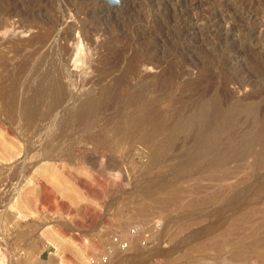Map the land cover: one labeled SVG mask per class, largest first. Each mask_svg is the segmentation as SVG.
<instances>
[{"label": "rangeland", "instance_id": "374dc122", "mask_svg": "<svg viewBox=\"0 0 264 264\" xmlns=\"http://www.w3.org/2000/svg\"><path fill=\"white\" fill-rule=\"evenodd\" d=\"M102 1L83 0L91 9L104 6L106 13ZM109 1L117 4L115 9L125 7L123 0ZM165 1L135 0L138 8L127 15L115 11V21H98L109 22L111 34L95 37L104 45L99 51L84 46L88 60L80 68L70 60L66 81L76 85L67 106L82 94H99L120 73H94L89 67L93 59L125 47L131 56L138 40L151 41L162 66L172 64L179 72L173 94L162 104L173 102L172 108L187 119L179 118L149 140L139 127L127 135L129 111L121 121L105 118L91 127L54 118L29 124L0 111V264H86L116 234L129 238L130 248L114 254L110 264H264V150L250 151L251 140L264 135V0H181L164 7ZM37 4L42 6L36 5L41 11L34 20L58 23L53 40L58 46L66 44L60 35L70 23L80 26L79 20L87 18L90 24L86 14L76 15L70 0ZM184 9L190 10L188 15L176 22L174 11ZM138 10L144 16L137 20ZM157 16L192 29L180 36L173 26H161ZM5 20L0 18V104L34 93L26 85L30 76L21 77L16 68L20 59L15 45L32 33L22 31L15 14ZM141 23L146 28L139 33ZM79 34L74 30L75 41ZM73 41L67 44L73 47ZM159 73L160 68L152 67L142 72L151 77ZM228 77L232 80L225 85ZM209 85H225L230 100L243 99L257 109L224 119L221 132L205 139L190 118ZM41 254L45 260L39 259Z\"/></svg>", "mask_w": 264, "mask_h": 264}, {"label": "bare ground", "instance_id": "6f19581e", "mask_svg": "<svg viewBox=\"0 0 264 264\" xmlns=\"http://www.w3.org/2000/svg\"><path fill=\"white\" fill-rule=\"evenodd\" d=\"M70 1L76 7L75 8L76 15H79V13L86 14L88 16V20L90 21V24H88L87 23L88 21L85 20L87 18L83 20H79L81 21L80 26H76L75 24L77 23L75 24L68 23L69 25L63 31H61L62 34L60 35L62 36V40L64 39L66 44L58 46L54 44L53 41L54 38L56 37V30L58 24L57 21L48 20L46 22L47 19L46 18L45 23H43L41 19L42 17H39L40 19L38 20H34L36 16V12L38 11V9L36 8V5L38 6L39 4V3L37 4V0H22L16 4L12 3L13 2L12 0H0L1 21H6L5 20L6 17H11V15L15 14V16L17 15V17L19 16L20 18L18 22H19V27L24 29V30L22 29V31L24 33H26V31H28V33L29 32L32 33L30 37L26 39V41L24 40V42L20 44V46L17 45L18 43L16 42L17 43L15 44L16 47L17 46L19 47L18 55L20 60H17L18 62L16 63L18 64L17 67L16 66L15 67L17 68L18 73L21 77H24L26 74L30 76V78H28L29 81H27L26 85L27 88L32 89L34 91L33 95L27 96L24 100H19V101L13 100L12 102H5L0 104V111H6L10 118L15 120L25 121L29 124H34L38 120L46 121V119L48 120L49 118L52 119L54 118L55 120H57V122L60 121L61 123L62 122L70 123L72 121L73 122L76 121L80 125H87L89 127L95 125L101 119H105V118L107 122H113V121L116 122L117 120L121 121V117L122 115H124V112L129 111L130 117L129 119L127 118L128 122L130 123L129 128L125 124H123L128 128L127 131L125 130L127 132V135H130L133 132L135 133L134 130L136 129V127H139L138 130L141 129L140 133L144 136H147L149 140H154L155 138H157L158 135L162 134L165 130L170 129L174 125H176V121L179 118L184 117L182 110L178 109L176 111L175 109H173L172 106H175V104H173V102L169 100L166 102L165 105H163L162 103L167 99V97L171 93L173 94V90L176 86V78L179 72L172 64H168V66L165 67L162 66L164 65L163 59L160 57L158 58L156 51L153 49V45L149 44L151 41L149 43L147 42L141 43V41L136 40L138 42L137 43L138 45L136 44V46H134L135 50H133L134 53H131L132 54L131 56L127 55L126 47L123 49L122 48L119 49V51L116 50L117 52H115L114 50L111 49L110 46L112 44L110 43L111 44V45L109 44L110 45L109 49H111V51L109 52L110 56H106L104 57V59L101 60L93 59L90 63L88 62L90 65L89 67H92L94 73L97 72L99 74H102L103 77L111 76L116 71H119L120 73L116 75V77H114L112 83L105 84L104 86H102L99 94H94L92 92L82 94L81 96L77 97L72 104L67 106L68 104L67 98L69 96L70 89L72 86L76 85L75 81L73 80L66 81L67 71H68L67 67L69 65L70 60L73 58L75 62L74 64L79 68L81 66L79 63L85 64L87 62L86 60L88 59L85 60V55L83 54L84 46L87 44L89 47L95 50L96 49L98 50V48H100L102 43L101 42L98 43L95 37L97 35L99 36L100 34H105V35L111 34V28L106 24L109 23L107 22L108 19L115 21L113 20V18L116 16H114L113 13L115 11L117 12L122 11V14L127 15L130 11H133L135 7H137L138 5L135 2V0H123L125 2L124 3L125 7L121 6L122 8L119 7V9H115V7H117L116 6L117 4H114L109 0H105L102 1V3L106 2L105 4H107L108 7L106 6L107 12L105 11L106 13H104V10L106 9L104 8V6H102L103 8L98 11L97 9H95L94 7L95 5L92 6L91 4V7L92 8L94 7V9H91L88 6V4L87 5L84 4L83 0H70ZM173 1L182 2L181 0H168L162 3V5H164V7H167L170 4H172ZM189 11H190L189 9H184V11L175 10L174 12H176V15L175 14L174 15L177 16L176 22L178 21L180 22L183 16L188 15ZM39 12L37 13L40 14ZM136 12H137L136 16L133 18L140 19V17L144 16L141 10L140 11L138 10ZM174 12L172 11V13ZM118 15L120 14L118 13ZM50 18H52V16H50ZM101 19L107 20L106 23H102L105 26L101 24L102 21ZM99 20L101 21L98 22ZM156 20H158L161 26L164 27L173 26L172 31L178 33V35L180 36L187 34L192 29L190 26L182 25V23H177V24L175 23L174 25L165 18L163 19L161 16H157ZM136 27L139 33L141 31L140 28H146L145 25H142V23L138 24ZM36 29L37 32L33 33V30ZM76 29L79 30L80 36H78V38L75 41L73 32L74 30L76 31ZM72 40H74L73 41L74 46L70 47L67 43L71 42ZM14 43L12 42L11 45H13ZM133 44L135 45L134 42ZM111 54L113 55L111 56ZM97 56H99V54ZM150 67L157 69L160 68V73L157 76H152V77L149 75H143L142 74L143 70L148 69ZM25 77L28 76L26 75ZM134 77L139 78L135 84L132 83V78ZM206 80H207V76H206ZM224 80L226 82L224 81L223 82L225 83V85H227L226 83L232 80V78L228 77L225 78ZM242 84L243 82L241 83V85ZM212 85H209L206 88H204V90H202V93L199 94L195 103L196 111L190 118L192 122L196 125L199 135L205 139H209L211 136L217 135L218 133L221 132L222 129L221 123L223 122L224 119L230 118L233 120L242 111L245 110L255 111L257 109V106L252 102H245L243 99H237L235 101L230 100V94L225 89V85H223L219 89H214L213 88L214 86ZM200 90L201 89H198L197 92H201ZM171 109L175 110L176 112L174 114L173 113L171 114L170 113ZM184 119L186 120L187 118L184 117ZM57 126L59 125L57 124ZM61 126L63 128V125ZM7 129L9 131H12L11 128H7ZM156 148L158 150H163L162 146L160 145H156ZM262 150H264V135H259L251 140L250 151L253 153H259ZM89 190L92 191L91 193H93L94 196H100L99 191L94 189H89ZM45 195H47V193H45ZM128 240L130 239L128 238ZM113 257L114 255L112 256V258Z\"/></svg>", "mask_w": 264, "mask_h": 264}, {"label": "built area", "instance_id": "2783aa9c", "mask_svg": "<svg viewBox=\"0 0 264 264\" xmlns=\"http://www.w3.org/2000/svg\"><path fill=\"white\" fill-rule=\"evenodd\" d=\"M139 229H135L134 233H138ZM130 248L129 241L123 236L116 234L112 237L105 251L98 255L88 258L86 264H110L112 256L119 251H127Z\"/></svg>", "mask_w": 264, "mask_h": 264}, {"label": "crops", "instance_id": "0c3cea01", "mask_svg": "<svg viewBox=\"0 0 264 264\" xmlns=\"http://www.w3.org/2000/svg\"><path fill=\"white\" fill-rule=\"evenodd\" d=\"M40 260H45V255L42 256V254L39 256Z\"/></svg>", "mask_w": 264, "mask_h": 264}]
</instances>
